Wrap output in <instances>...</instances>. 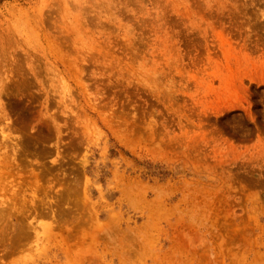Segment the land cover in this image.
I'll return each instance as SVG.
<instances>
[{"label":"rangeland","instance_id":"rangeland-1","mask_svg":"<svg viewBox=\"0 0 264 264\" xmlns=\"http://www.w3.org/2000/svg\"><path fill=\"white\" fill-rule=\"evenodd\" d=\"M0 264H264V0H2Z\"/></svg>","mask_w":264,"mask_h":264},{"label":"trees","instance_id":"trees-1","mask_svg":"<svg viewBox=\"0 0 264 264\" xmlns=\"http://www.w3.org/2000/svg\"><path fill=\"white\" fill-rule=\"evenodd\" d=\"M2 0H0V2H1Z\"/></svg>","mask_w":264,"mask_h":264}]
</instances>
